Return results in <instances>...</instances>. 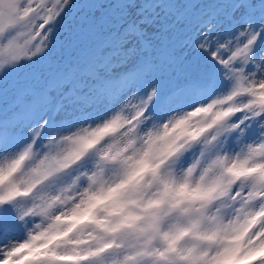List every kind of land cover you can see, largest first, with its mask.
Masks as SVG:
<instances>
[{
	"label": "snow or ice",
	"instance_id": "6c2138e0",
	"mask_svg": "<svg viewBox=\"0 0 264 264\" xmlns=\"http://www.w3.org/2000/svg\"><path fill=\"white\" fill-rule=\"evenodd\" d=\"M0 264H264V0H0Z\"/></svg>",
	"mask_w": 264,
	"mask_h": 264
}]
</instances>
